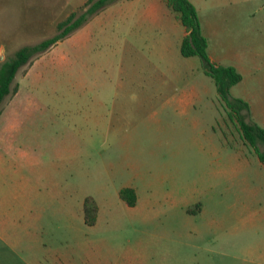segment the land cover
Here are the masks:
<instances>
[{"label":"rangeland","instance_id":"rangeland-1","mask_svg":"<svg viewBox=\"0 0 264 264\" xmlns=\"http://www.w3.org/2000/svg\"><path fill=\"white\" fill-rule=\"evenodd\" d=\"M194 2L203 20L216 15L221 23L209 35L216 51L255 47L254 73L244 75L258 86L264 0ZM85 8V0H0V64L54 34V15ZM143 8L140 0L107 3L21 65L11 82L16 90L0 103L1 110L17 95V143L53 176L45 189L51 198L37 203L62 232L45 236L58 235L52 239L84 257L87 242L101 252L111 246L112 261L130 257L133 264H264V192L247 194L257 179L264 189V166L200 57L168 46L169 24L141 20ZM126 186L136 189L134 205L120 196Z\"/></svg>","mask_w":264,"mask_h":264},{"label":"crops","instance_id":"crops-1","mask_svg":"<svg viewBox=\"0 0 264 264\" xmlns=\"http://www.w3.org/2000/svg\"><path fill=\"white\" fill-rule=\"evenodd\" d=\"M140 1L144 2L140 19L147 20V23L158 24L162 20V25L164 22L168 23L173 35L172 39H165V42L168 46L172 44L173 49H180L179 45L187 31L167 5L166 0ZM191 1L196 6L202 32L207 38L210 58L217 63L231 64L241 73V80L236 83L238 93L234 96L247 101L251 119L264 127V80L260 81L257 86L255 83L245 81L244 75L248 71L251 74L254 73L252 67L256 64L257 50L251 44L249 46L240 44L235 49L230 47L225 53L216 51L211 45L209 35H216L218 29H221V23L216 15L203 20L194 0ZM67 14L65 13L61 18L54 15L52 19L57 23ZM9 33L12 34L13 31ZM217 38L221 40L220 36ZM3 47L4 42L0 38V52ZM192 56H187V58H192ZM224 58L231 60L223 62ZM18 100L17 95L11 97L0 110V264H133V259L130 257L116 258L112 261L109 255L111 246H107L108 249L101 252L99 243L87 242L85 244L91 245H87V256L84 257L77 253L75 246L66 240L62 238L53 240V237H58L56 234L50 235L51 238H46L45 233L48 230L52 233L62 232L60 225L52 226L47 220V216L52 214L51 210L37 203V199L51 198L50 192L47 194L45 189L51 185L53 176L46 170L45 164L30 159L29 148L21 150L17 143L21 130L18 128L19 122L16 119L17 114L13 105ZM20 155L26 159L20 161ZM259 161L262 163L260 159ZM262 165L264 166L263 163ZM53 182H55L53 185H58L56 178ZM263 192V186L257 179L255 185L250 186L247 194L254 199ZM93 222L89 223L90 227L94 226ZM82 246L84 244H78L79 249Z\"/></svg>","mask_w":264,"mask_h":264},{"label":"trees","instance_id":"trees-1","mask_svg":"<svg viewBox=\"0 0 264 264\" xmlns=\"http://www.w3.org/2000/svg\"><path fill=\"white\" fill-rule=\"evenodd\" d=\"M111 1L113 0H85L86 8L79 13L71 11L59 20L54 34L35 43L20 46L12 56L3 60L0 64V103L11 90H16V86L11 89V82L21 65L28 62L33 55L47 49L57 40L82 26L90 16ZM166 3L187 31L181 40V54L200 57L204 72L213 78L219 97L227 105V115L237 121L242 137L253 147L264 164V150H261L258 145L259 142L264 144V127L251 119L249 104L246 100L230 94L231 86L241 80V73L231 64L217 63L210 58L207 51V38L202 32L196 6L191 0H166ZM119 193L129 205L135 204L137 197L134 187H123ZM88 208L96 210L95 205ZM93 219H95L94 216H91L89 221L92 222Z\"/></svg>","mask_w":264,"mask_h":264}]
</instances>
